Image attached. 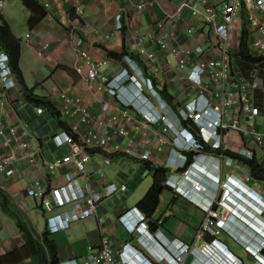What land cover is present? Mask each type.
Wrapping results in <instances>:
<instances>
[{
    "label": "crops",
    "instance_id": "obj_1",
    "mask_svg": "<svg viewBox=\"0 0 264 264\" xmlns=\"http://www.w3.org/2000/svg\"><path fill=\"white\" fill-rule=\"evenodd\" d=\"M38 1L45 6L47 12H51V16H44L34 26L28 23L31 10L22 0L17 1L16 14L20 18H15L11 8L13 0L0 9V23L5 20L19 40L12 53L18 54L23 79L35 95L48 97L53 101L76 134H83L92 129L98 132L108 131L117 138L119 148L109 151L111 162L104 164L102 157L95 154L88 162L87 172L93 186L102 187L106 183L114 182L125 183L127 189H119L111 196L104 197L98 205L97 214L73 221L64 230L50 232L47 219L52 213L45 211L37 200L27 193V189L36 178L42 179L46 176L44 161L63 156L67 149L56 146L52 138L61 129L55 128L53 117L46 109L42 114L36 112L38 105L24 95L16 73V85L8 89L0 86V113L4 114L7 126L10 125L15 130L11 145L4 139L0 141V158L12 151L19 156L14 164V175L0 173V188L8 192L27 212L39 232L49 230V239L57 246L60 261L76 259L83 262L91 252L100 247L103 235L111 238L115 249L122 248L127 241L135 242L119 217L131 209H138L147 215L138 205L153 183L154 169L148 168L146 163L154 167L168 168L166 162L169 156L175 157L176 160L178 156L171 154L169 144L162 150L158 149L160 135L173 140L177 132L174 129L163 131L161 123H146L139 108L143 107V102L135 99L134 106L127 109L128 116L125 117L123 111L126 106L118 95L108 93L101 75L90 79L86 72L81 74L77 71L78 66L86 67V63L76 51L75 39L80 37L84 40L82 48L88 52L91 59L107 61L101 70L108 76H120L123 67L129 66L125 56L132 57L144 69L145 74L151 77L160 96L172 101L185 100V95L195 94L197 88L188 78L190 68L180 67L170 50L161 51L156 48L150 34L166 36L172 46H209L206 56L215 55L212 52L215 35L201 17L193 14L190 9H185L181 14L168 19L163 28L159 27V22L165 19L167 13H176L182 0H80V11L77 9L78 0ZM224 1L213 0V4L221 9ZM141 4L143 7H140ZM118 13L122 14L121 28L117 27ZM240 40V31L233 30L232 52H237ZM46 43L49 46L42 50ZM140 47L155 51V59H147L146 55L140 57ZM4 48L7 49L5 46ZM233 67L248 81L255 70L259 71L258 68L243 67L238 59L234 61ZM123 89L133 97L131 85L126 84ZM212 90L217 93L213 96L214 101H218L219 85L214 84L207 90L210 97L214 94ZM63 94L66 96L63 97ZM63 98L84 99L88 106L87 119L82 120L84 115L81 112L66 114V108L73 109L75 102L66 105ZM151 98L157 101V98ZM258 103L262 111L254 119L255 129L264 132V93L261 91L258 93ZM106 104L108 108L104 109ZM120 128H124L127 134H118ZM22 141L29 142L40 150V158L36 164L22 156ZM225 142L227 149L231 151L250 147L256 150L259 159H264L261 153L264 146H258L252 138L244 137L240 132H227ZM145 152H148V157L143 156ZM207 161L212 166L220 164L216 158H208ZM68 170L72 168L66 166L56 171L51 181L57 185L63 184L65 172ZM225 171L228 172L227 167ZM174 178L173 172L168 170L160 202L153 214L147 215L149 221H154L151 231L170 239L173 246L181 242L192 243L196 228L204 217L200 195L190 190L195 195L191 197L192 194L186 195L174 189ZM82 181L86 182L85 179ZM245 184L252 182H242L240 188H245ZM256 188L264 192V182ZM237 205H241L239 200H230L231 207ZM68 210L69 207H66L57 212ZM260 217L264 219V208L262 213L252 212L231 223L230 232L220 236L231 252L242 260V264H252L254 261L253 252L257 251L258 237L253 235L248 223L251 220L259 221ZM159 219H163L162 224L158 223ZM162 256L170 261L168 254L162 253ZM0 257V264H38L37 257L18 230L15 219L2 209L1 204ZM153 259H157L154 254ZM189 261H192V258L186 262Z\"/></svg>",
    "mask_w": 264,
    "mask_h": 264
},
{
    "label": "built area",
    "instance_id": "obj_2",
    "mask_svg": "<svg viewBox=\"0 0 264 264\" xmlns=\"http://www.w3.org/2000/svg\"><path fill=\"white\" fill-rule=\"evenodd\" d=\"M9 2L10 0H0V9ZM79 2L80 0L77 4L78 11L82 8V3ZM185 9L199 15L213 30L214 56H206L209 46H172L166 36L150 34L156 48L161 51L170 50L180 67L190 68L188 78L196 86L197 92L190 96L185 95V100L163 99L151 77L128 55L125 59L129 66L123 67L120 76L113 77L103 74L101 70L107 64L106 60H93L88 52L83 50L82 38L75 39V48L86 63V67L78 66L77 71L81 74L86 72L90 79L101 75L108 93L118 95L126 106L123 111L125 117L128 116L127 109L134 106L135 99H139L143 102V107L139 108L146 123H161L163 131L174 129L177 132L173 140L160 135L158 149L162 150L169 144L171 154L178 155V160L170 155L166 162L168 170L175 176L172 182L174 189L186 195L192 194L191 197L195 195L190 190L200 195L204 217L196 228L194 241L173 246L170 239L151 231L148 216L140 210V218L133 223L131 209L120 215L119 219L136 243L127 241L122 248L115 249L111 238L103 235L100 247L91 252L83 262L72 259L60 261L59 264H205L203 261L214 264H242L237 255L224 250L220 236L230 232L229 225L243 219L247 214L262 213L264 204H256L253 200V190L240 188L242 182L253 180L257 187L261 182L252 177L250 170L240 159L225 152L229 150L225 134L237 131L244 137L252 138L258 146H264V132L257 131L254 123L255 117L262 111L258 103V93H264V79L258 70L253 72L249 81L236 72L233 63L239 59L240 47L236 53L232 52L231 39L233 30L238 29L242 35L244 27H247L251 52L255 55L264 54V0H225L221 9L213 4V0H182L176 13H167L165 19L159 22V27L163 28L164 22L181 14ZM47 15L51 16V12H47ZM116 20L117 27L121 28V13L116 15ZM48 46L47 43L44 44L42 50ZM139 54L140 57L146 55L150 60L156 56L155 51H147L145 47L139 48ZM9 60L8 52L0 44V86L5 89L16 85L17 79ZM126 84L133 88V97L123 89ZM214 84L220 87L218 101H214L213 96L217 93L213 90L211 97L207 94V90ZM65 96L63 94V97ZM151 96L157 98V101L152 100ZM63 99L66 105L75 102L73 109L66 108V114L81 112L84 115L82 120L87 119L88 106L84 99ZM107 108L108 105H104V109ZM36 112L42 114L45 108L37 106ZM14 134V128L7 126L4 114L0 113V141L4 139L11 145ZM118 134L125 135L127 131L120 128ZM52 139L56 146L66 147L67 150L61 157L44 161L46 176L42 179L36 178L28 187L27 193L33 196L45 211L52 213L47 219L48 227L50 232H58L69 227L73 221L97 214L98 205L104 197L111 196L119 189H127V185L109 182L97 187L89 181L87 165L92 156L100 155L103 163L109 164V151L119 148L117 138L110 132L90 129L75 136L61 129ZM21 147L23 157L32 164L39 161L38 148L26 141L21 142ZM233 152L249 159L256 156V150L250 147ZM148 155V152L143 154L144 157ZM18 156V153L12 151L1 157L0 173L14 175V164ZM208 158H216L220 164L212 166L207 162ZM66 166L72 170L65 172L64 183L54 184L51 177ZM225 167L228 168L227 173ZM231 199L239 200L241 205L231 207ZM66 207H69L68 211L57 212ZM62 215L64 219L61 218ZM158 223L162 224L163 219H159ZM257 223L259 222L255 220L248 223L253 235L258 237L252 264H264V253L261 252L264 249V227ZM162 253L168 254L170 261L164 259ZM153 254L157 258L156 261ZM189 255H192V261L186 262Z\"/></svg>",
    "mask_w": 264,
    "mask_h": 264
},
{
    "label": "trees",
    "instance_id": "obj_3",
    "mask_svg": "<svg viewBox=\"0 0 264 264\" xmlns=\"http://www.w3.org/2000/svg\"><path fill=\"white\" fill-rule=\"evenodd\" d=\"M22 1L24 5L31 10L28 20L30 26L36 25L44 16L47 15L45 6L38 0ZM248 40L249 31L247 27H244L240 40V53L238 54V61L243 67L249 69L258 68L264 78V54H253L249 48ZM18 41V38L13 34L9 24L5 20H2L0 23V44L7 48L6 51L10 55V64L12 65V69L16 73L20 84H22L24 95L38 106H43L49 112L51 117H53L55 128L64 129L76 136L77 134L74 132L68 119L63 117L61 111L57 108L53 101L48 97L35 95L33 90L27 86L19 67L18 54L13 55L12 53ZM225 152L240 159V161L248 167L255 180L264 182V159H259L257 155L254 158L249 159L240 156L231 150H227ZM146 165L148 168L154 169L153 183L146 195L139 200L138 205L147 213L148 216H151L158 206L160 202V195L165 188L164 183L168 168L161 166L154 167L149 163H146ZM0 204L2 209L15 219L18 230L25 239L26 244L32 249L34 255L37 257L38 264H59L60 260L58 256V249L55 243L49 239V230L48 232H39L27 212L22 209L14 201L11 195L2 188H0Z\"/></svg>",
    "mask_w": 264,
    "mask_h": 264
},
{
    "label": "clouds",
    "instance_id": "obj_4",
    "mask_svg": "<svg viewBox=\"0 0 264 264\" xmlns=\"http://www.w3.org/2000/svg\"><path fill=\"white\" fill-rule=\"evenodd\" d=\"M9 54V53H8ZM9 59H10V55H9ZM10 62V60H9ZM12 66V65H11ZM208 162V161H207ZM195 168V167H194ZM250 182H252V184H245L246 185V189H249V190H253L254 192H252V195L254 196L253 197V200L256 201V204L258 205H262L264 204V192H261L259 190H257L256 186L254 185V182L253 180H249ZM250 191V192H251ZM141 216V212L138 210V209H132V212H131V220L132 222L134 223L136 220H138ZM62 219H64V215L61 216ZM258 221V220H257ZM259 224L264 227V219L263 218H259ZM47 223H48V220H47ZM49 228V227H48ZM223 243V248L224 250L227 252H231L230 248L228 247V245L222 241ZM138 255V253L136 252V256ZM152 264V263H151Z\"/></svg>",
    "mask_w": 264,
    "mask_h": 264
},
{
    "label": "rangeland",
    "instance_id": "obj_5",
    "mask_svg": "<svg viewBox=\"0 0 264 264\" xmlns=\"http://www.w3.org/2000/svg\"><path fill=\"white\" fill-rule=\"evenodd\" d=\"M17 1L18 0H13V3H12V9H13V11H14V15H15V18H20V16H17V14H16V10H17ZM261 147V146H260ZM261 153L264 155V150L261 148ZM175 156H178V155H175ZM241 170H243V168L241 169ZM257 224H259V223H257Z\"/></svg>",
    "mask_w": 264,
    "mask_h": 264
},
{
    "label": "water",
    "instance_id": "obj_6",
    "mask_svg": "<svg viewBox=\"0 0 264 264\" xmlns=\"http://www.w3.org/2000/svg\"><path fill=\"white\" fill-rule=\"evenodd\" d=\"M149 222H150V225H152V223L154 221L153 220H150ZM261 252L264 253V250H262ZM191 258H192V255H189L187 261L190 260Z\"/></svg>",
    "mask_w": 264,
    "mask_h": 264
}]
</instances>
